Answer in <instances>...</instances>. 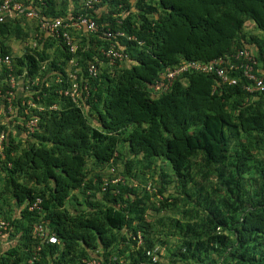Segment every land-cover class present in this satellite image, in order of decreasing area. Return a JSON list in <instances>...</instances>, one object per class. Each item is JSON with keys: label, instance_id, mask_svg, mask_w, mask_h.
<instances>
[{"label": "trees", "instance_id": "obj_1", "mask_svg": "<svg viewBox=\"0 0 264 264\" xmlns=\"http://www.w3.org/2000/svg\"><path fill=\"white\" fill-rule=\"evenodd\" d=\"M85 2L43 4L49 18L88 13L98 22L97 32L72 30L76 53L48 36L20 56L10 42L39 25H0V51L14 54L21 91L29 86L22 97L45 106L32 109L35 133L8 131L0 155V220L9 222L0 264H264V90H247L241 70L236 85L187 73L155 90L167 66L251 44L264 80V0ZM106 22L137 37L120 41L122 60L102 52ZM71 71L82 85L76 100L60 92L75 83Z\"/></svg>", "mask_w": 264, "mask_h": 264}, {"label": "built area", "instance_id": "obj_2", "mask_svg": "<svg viewBox=\"0 0 264 264\" xmlns=\"http://www.w3.org/2000/svg\"><path fill=\"white\" fill-rule=\"evenodd\" d=\"M34 0H1L0 1V25L12 20V19H27L28 22H36L39 25L38 31H33L31 37L27 39H15L10 42L16 54L22 56L27 52V48H37L39 41H42L48 36H53L61 39L66 47L72 53H76L79 49V43L76 41L72 30L76 32H97L100 29L98 22L90 17L88 13H79L75 18L70 20H63L62 18L55 17L49 18L42 15L44 0H38V3L34 4ZM88 7L94 6L99 0H85ZM118 23H122L118 20ZM102 34L109 41L108 48H105L102 52L110 62L115 60H122L124 53L122 47H125L120 41L122 39L134 40L136 37L128 36L127 32L123 29H114L111 27L110 22L102 24ZM0 28V36H1ZM14 44H19L21 49H14ZM122 46V47H121ZM14 54H2L0 51V155H4V143L8 137L7 132L19 133L20 135L26 133L28 137L32 136L38 126V116L33 115L32 109L42 111L45 106H38L32 98L22 97L23 92H26L28 85L22 86L24 91L20 89L19 78L22 76L14 73L13 59ZM243 62V63H240ZM257 63L254 47L242 48L234 52L230 58L225 59L219 57L207 62L186 60L173 68H167L161 75V78L155 83V90H167L171 87L174 80L184 73L196 72L203 74L216 75L223 83L230 85H236L239 83V78L232 74L233 71L241 70L245 77V88L251 91L253 88L264 90V80L255 73V64ZM76 66V62H73ZM6 75L3 76V73ZM89 72L92 76L98 75V67L96 64H91ZM70 78L75 83L71 88L61 89V93L67 96H71L76 100L77 96L81 94L80 87L82 85L76 82L78 80V74L76 71L70 72ZM23 79V78H22ZM60 79V78H59ZM39 78H34L31 81V86L38 84ZM61 81V80H60ZM256 86V87H254ZM56 105H52L51 108H56ZM30 115V118L27 116ZM20 116V117H17ZM110 172L116 174L115 168H111ZM116 181L123 180V176L118 175L115 178ZM104 184H108V178L104 179ZM40 200L31 206V209L39 208ZM9 222L6 220L0 221V234L3 229H7ZM34 232L40 236H44V229L41 225L36 224ZM88 264H101L97 259L88 261Z\"/></svg>", "mask_w": 264, "mask_h": 264}, {"label": "clouds", "instance_id": "obj_3", "mask_svg": "<svg viewBox=\"0 0 264 264\" xmlns=\"http://www.w3.org/2000/svg\"><path fill=\"white\" fill-rule=\"evenodd\" d=\"M121 17V19H119V20H123V17H124V15H122V16H120ZM122 24V23H121ZM128 34V33H127ZM134 36V37H136L135 35H131V34H128V36ZM127 40H129V39H127ZM137 40V37H136V39H134V40H130V41H136ZM144 42H142V41H139V44L140 45H142ZM249 47H254V49H255V56L257 57V53H256V51H257V48H256V46L255 45H253V44H251V45H244L243 47H240V48H238L236 51H238L239 49H242V48H249ZM235 51V52H236ZM234 53V52H233ZM232 53V54H233ZM231 54V55H232ZM231 55H229V56H227V57H224L225 59H228V58H230L231 57ZM219 58V57H218ZM215 59V58H214ZM212 60V59H211ZM257 60V59H256ZM183 61H186V60H183ZM183 61H181V62H183ZM193 61H202V62H207V61H203V60H193ZM208 61H210V60H208ZM240 63H243V62H240ZM256 64H258V60H257V63ZM255 64V65H256ZM179 65V64H178ZM175 66H177V65H174V66H167V67H165L164 68V70L162 71V72H160V75H159V77H158V79L157 80H159L160 78H161V75L164 73V71L167 69V68H173V67H175ZM189 73H196V72H189ZM184 74H187V73H184ZM184 74H181V75H184ZM180 75V76H181ZM180 76H178L175 80H174V82H173V84L171 85V87L170 88H172L173 86H174V83L176 82V80L178 79V78H180ZM259 76V75H258ZM259 77H261V76H259ZM156 80V81H157ZM156 81H155V83H156ZM244 82H246L245 80H244ZM169 88V89H170ZM114 168V167H113ZM144 188H146L149 192H154V190H155V186L153 185V183L152 182H149L147 185H146V187H144ZM157 191V190H156ZM38 201V200H37ZM37 201H35V202H33L31 205H30V207H29V209L30 210H35V209H40L41 208V204H42V201L40 200V207L39 208H35V209H31V206H33V204L34 203H36ZM2 220H4V219H2ZM1 221V220H0ZM37 224H39V223H37ZM36 225V224H35ZM35 225L33 226V227H35ZM40 225V224H39ZM42 226V225H41ZM43 229H44V227H43ZM6 230V229H5ZM3 232V231H2ZM1 232V234L0 235H2L3 233ZM44 235H45V230H44ZM93 259H96V258H93ZM90 260H92V259H88V260H85V262H86V264H88V261H90ZM98 261H100L99 259H97ZM101 262V261H100ZM101 264H102V262H101Z\"/></svg>", "mask_w": 264, "mask_h": 264}, {"label": "rangeland", "instance_id": "obj_4", "mask_svg": "<svg viewBox=\"0 0 264 264\" xmlns=\"http://www.w3.org/2000/svg\"><path fill=\"white\" fill-rule=\"evenodd\" d=\"M258 33L261 34V35L264 34V33H262L260 30H258ZM13 47H14L15 50H18V47L21 49V46H20L19 44H14ZM120 169H121V168H120ZM165 247H166V245H165L164 248L162 249L163 254H166L167 251H168ZM164 258H165V257H164Z\"/></svg>", "mask_w": 264, "mask_h": 264}, {"label": "crops", "instance_id": "obj_5", "mask_svg": "<svg viewBox=\"0 0 264 264\" xmlns=\"http://www.w3.org/2000/svg\"><path fill=\"white\" fill-rule=\"evenodd\" d=\"M72 8V10L74 9L73 8V6H71ZM96 12H98L99 13V15H104L105 13H107L108 12V10L105 8V7H100V8H98V9H96ZM2 246V245H1Z\"/></svg>", "mask_w": 264, "mask_h": 264}]
</instances>
